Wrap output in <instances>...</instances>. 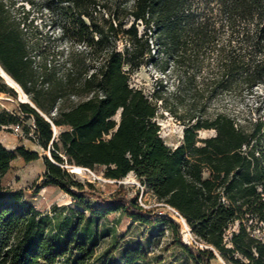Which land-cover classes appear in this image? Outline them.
I'll return each instance as SVG.
<instances>
[{
	"label": "trees",
	"instance_id": "trees-1",
	"mask_svg": "<svg viewBox=\"0 0 264 264\" xmlns=\"http://www.w3.org/2000/svg\"><path fill=\"white\" fill-rule=\"evenodd\" d=\"M65 1L63 8L76 23L73 29L64 25V34L89 46L101 57L99 63L90 67L82 51L72 48L66 54L45 43L38 29L32 32L24 6L0 0V66L35 105H19L34 118L32 125L1 111L0 127L20 124L49 149L53 158L44 157L45 185L58 186L90 214L122 210L136 221L170 224L199 264H212L215 251L227 264H264V120L245 125L227 112L213 118L193 113L182 143L171 147L153 121L157 105L129 81L130 70L144 64L155 47V56L165 55L167 66L183 69L179 81L194 80L190 68L212 51L222 90L264 86V0ZM5 81L0 70V92L16 95ZM53 125L65 129L56 136ZM201 129L216 134L200 137ZM18 157L31 162L40 154L24 144L8 149L0 142V264H95L96 243L84 230L91 219L83 210L55 205L43 213L24 189L4 186ZM63 164L104 168L105 176L116 180L134 172L161 203L185 218L208 248L184 244L179 224L151 215L138 203L139 191L129 197L121 187L101 197ZM122 258L133 264L146 260L148 253L140 246L127 247Z\"/></svg>",
	"mask_w": 264,
	"mask_h": 264
},
{
	"label": "rangeland",
	"instance_id": "rangeland-1",
	"mask_svg": "<svg viewBox=\"0 0 264 264\" xmlns=\"http://www.w3.org/2000/svg\"><path fill=\"white\" fill-rule=\"evenodd\" d=\"M67 3L65 0H17V6H24L30 13L28 23L32 32L38 29L44 35L45 43L56 46L66 54L72 48L82 51L86 63L91 67L93 63H99L101 57L98 58V54H95L89 46L78 44L75 38L70 37L71 33L64 34V25L73 29L76 23L67 16V10L63 8L68 5ZM139 30L140 33L145 31L143 24L139 25ZM118 45L119 50H123L125 42L120 40ZM215 55L212 51H208L202 56L204 59L202 63H197L190 68L192 73H196L194 80L184 78L179 81L177 75L183 69L175 64L167 66L165 55L156 54L155 56V47L152 48L151 55L147 56L144 64L130 70L131 86L142 89L158 107L153 121L160 125V135L167 145L176 147L182 143L185 126L193 113L213 118L220 112H227L245 125L250 120L255 121L259 118L264 120V86H257L253 91L247 88L222 90L217 86L218 66L214 61ZM125 68L128 69L129 66ZM0 95L2 96L0 112L16 113L24 120V125L27 127L34 123L32 116H26L20 110L19 105L22 101L19 92L16 95L8 93ZM120 117L121 110L115 115V119L119 121ZM53 128L56 136L65 129V127L56 126ZM215 134L214 129L199 131L200 137H210ZM0 140L10 147L16 143L24 144L28 149L36 150L40 154L39 159L31 162H25L21 157L15 159L11 170L4 176L5 187L24 189L28 199L38 211L43 213L51 212L55 205L58 207L66 205L70 207L69 209L83 210L68 193L58 186L45 185L44 157L53 158L52 153L41 146L32 134H27L23 126L19 133L14 130V125L1 126ZM63 166L69 171H72L74 167V165L66 164ZM83 168L85 169L82 172H73V175L83 182L87 189H90L89 183H91L96 195L108 198L118 192L121 187L127 191L129 197H134L139 191L138 203L152 210L151 215L170 217L179 224V235L184 244L206 247L196 239L191 228L184 225L181 215L168 206H164L153 192L139 181L134 172L121 180H116L106 177L104 168L100 171ZM205 176H208V173ZM87 201L94 205L99 203L93 198H88ZM83 211L91 219L90 222L84 223V230L90 243H96L95 264H125L122 258L123 250L138 246L147 251L148 258L133 264H199L194 255L192 256L189 250L180 244L179 236L174 234L170 224L157 225L155 222L136 221L122 210L105 216H94L86 210ZM65 212L69 213V210L66 209ZM262 236L264 237V234ZM215 255L212 264H227L218 251H215Z\"/></svg>",
	"mask_w": 264,
	"mask_h": 264
},
{
	"label": "bare ground",
	"instance_id": "bare-ground-1",
	"mask_svg": "<svg viewBox=\"0 0 264 264\" xmlns=\"http://www.w3.org/2000/svg\"><path fill=\"white\" fill-rule=\"evenodd\" d=\"M3 75H4V80H6V82L8 84H10L13 87H15V89H17V91L20 93L21 101L30 102V99H29L27 93L22 89V87L19 84L8 73L3 72ZM0 97H2V96L0 95ZM83 169H85V168H83L81 166H74L72 172H82ZM182 220H183L184 225L189 228V226H188V224H187V222H186L184 217H182Z\"/></svg>",
	"mask_w": 264,
	"mask_h": 264
},
{
	"label": "built area",
	"instance_id": "built-area-1",
	"mask_svg": "<svg viewBox=\"0 0 264 264\" xmlns=\"http://www.w3.org/2000/svg\"><path fill=\"white\" fill-rule=\"evenodd\" d=\"M14 130L19 133L21 131V125L20 124L14 125ZM163 205L164 206H168L171 210H173L174 212H176L177 214H179L178 211L176 209H174L173 207L171 208V206H169L167 204H164V203H163ZM142 206L144 207L145 205H142ZM160 213L162 214V212H160Z\"/></svg>",
	"mask_w": 264,
	"mask_h": 264
},
{
	"label": "water",
	"instance_id": "water-1",
	"mask_svg": "<svg viewBox=\"0 0 264 264\" xmlns=\"http://www.w3.org/2000/svg\"><path fill=\"white\" fill-rule=\"evenodd\" d=\"M0 70H1V76L3 77V79H4V75H3V72H5L6 73V71L0 66ZM6 82V81H5ZM7 83V82H6ZM11 86V85H10ZM13 87V86H12ZM14 89H15V87H13ZM16 91H17V89H15ZM18 92V91H17ZM28 102V101H27ZM28 103H30L32 106H34L35 107V105L33 104V103H31V102H28ZM40 113L42 114V115H44L41 111H40ZM45 116V115H44ZM49 120V119H48ZM50 121V120H49ZM53 127H55L54 125H53ZM54 129V128H53ZM55 130V129H54ZM54 133H55V131H54ZM72 172V171H71ZM179 213V212H178ZM179 215H180V213H179ZM207 247V246H206ZM208 248V247H207Z\"/></svg>",
	"mask_w": 264,
	"mask_h": 264
},
{
	"label": "crops",
	"instance_id": "crops-1",
	"mask_svg": "<svg viewBox=\"0 0 264 264\" xmlns=\"http://www.w3.org/2000/svg\"><path fill=\"white\" fill-rule=\"evenodd\" d=\"M0 94H5V93L0 92ZM0 142L3 143L8 149H14L19 145L18 143H16L14 146L10 147V146H7L2 140H0Z\"/></svg>",
	"mask_w": 264,
	"mask_h": 264
}]
</instances>
